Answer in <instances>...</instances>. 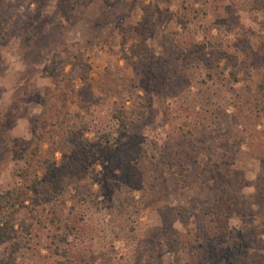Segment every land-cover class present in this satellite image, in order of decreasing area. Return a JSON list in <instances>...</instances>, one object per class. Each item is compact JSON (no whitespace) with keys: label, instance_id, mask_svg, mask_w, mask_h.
Here are the masks:
<instances>
[{"label":"rangeland","instance_id":"1","mask_svg":"<svg viewBox=\"0 0 264 264\" xmlns=\"http://www.w3.org/2000/svg\"><path fill=\"white\" fill-rule=\"evenodd\" d=\"M15 1L8 0L13 4L5 11L10 37L0 44V192L24 190L25 180L56 172L62 158L80 162L94 182L91 190H71L75 198L66 202L59 223L49 210V191L39 186L34 203L43 218L31 235L37 264H56L61 248L67 249L70 264H175L160 230L171 227L182 241L193 237L188 228H194L195 219L188 214L220 194L215 181L195 179L199 169L216 161L246 194L264 184V116L247 131L234 120V106L218 99L225 96L252 111L261 95L264 0L256 6L253 0H33L29 8ZM65 2L70 18L49 20ZM179 19L190 22L195 44L203 43L208 26L213 28L209 39L221 36L227 55L219 64L225 79L236 74V83L222 86L204 78L198 73L202 64L193 67L194 60L204 59L193 49L184 76L171 74L177 66L169 64V53L175 50L181 66L189 54L173 42L181 31ZM162 58L168 63L157 77L180 80L151 91L149 79L161 80L153 72ZM51 68L54 73L48 75ZM183 77L191 80L190 92L216 94L210 106L189 96ZM147 94L151 119H137L133 113L126 127L108 120L123 99L143 110ZM66 107L80 109L77 129L83 121L95 123L96 131H85L83 141L75 140L82 143L78 150L59 140L63 133L57 119ZM50 147L57 148L53 158L47 154ZM181 149L197 160L198 171L179 157ZM230 151L235 155L228 161ZM64 220L77 232L59 243L55 235ZM214 225L209 221L206 231ZM229 225L239 230L241 222L234 217Z\"/></svg>","mask_w":264,"mask_h":264},{"label":"trees","instance_id":"2","mask_svg":"<svg viewBox=\"0 0 264 264\" xmlns=\"http://www.w3.org/2000/svg\"><path fill=\"white\" fill-rule=\"evenodd\" d=\"M32 1L33 0H16L15 2L16 6L29 8ZM253 2L255 6L259 3L258 0H253ZM261 3H263V0ZM12 4H10L8 0H0V44L7 41L10 37L5 11L11 8ZM65 4L66 2L49 17V20H54L56 22H60L62 19L68 20L71 15V10H66L64 8ZM260 8H262L261 4L255 9ZM198 9L199 8L194 10V16L197 18V22L200 21L198 12L200 9ZM201 13V18L206 17L205 12ZM179 23L181 24V31L173 37V42L175 45L183 48L184 51L189 52L193 49V52H199L200 55H202L204 62L194 60L193 63V67L196 69L202 64V71L198 73H201L204 78L210 81L221 82L222 86L225 85V83H236L238 79L233 72L229 74L231 77L230 80L224 77L225 68L219 64V60L226 56L227 53L223 51L224 48L221 43V36H216L213 39L211 37L210 39L208 38L213 29L212 26H208L204 30L205 32L202 37L205 42L203 41L201 44H195V34L191 32L190 22L179 19ZM216 29L220 32L221 28L217 27ZM227 30L228 28H225V31ZM172 52L173 54L169 53L170 57H172V60L169 61L173 62L169 64L177 67L173 69L171 74L179 72L184 76L183 66L191 60L190 52L185 55V63H183L182 66V63L178 65V62H176L180 56L176 55L175 50ZM182 53L184 52H180L181 55ZM166 63H168L166 59L162 58L155 64L153 72L154 78L161 79L157 76L162 74ZM47 73L48 75H52L54 71L51 68ZM177 80L180 79L174 77L169 78V80L167 78L168 82L161 79L156 83L155 80L149 79V83H153L151 91L160 92L162 90L161 87H166V85L170 86L176 83ZM182 81L184 82V87H186L189 96L193 99L201 97V99H204L203 105L210 106V100L213 99L216 94L190 92L189 89L192 86L191 80L183 77ZM259 90L261 91V95L255 98L256 102L252 107V111L247 108L243 110L238 103H235L234 100L230 98H225V96L219 95L220 98H218L220 101L230 103L234 106V120L242 123L244 129L247 131L248 129L254 130L257 125L256 123L259 121L258 119L264 116V83L259 84ZM167 96H169V94H167ZM189 96H185L184 99L186 102L189 100ZM146 98L148 101L144 108H142L143 110L132 108L123 99L120 107L111 111L108 120L121 127H126L127 121L133 113L137 119H151L153 111L151 109L152 105L148 94ZM243 102L245 103V101ZM42 103L44 104V100H42ZM192 105L195 107L196 104ZM79 114V108L68 109L66 107L61 119H57L62 126L63 133L59 140H61L63 144L69 146V148L71 143L72 150L76 148V150H78L80 148L82 143L78 144L75 140L78 139L83 141L85 131H96L95 123L92 125L84 121L77 129L78 124H76V121L81 119ZM215 117L216 116H214V119H216ZM252 117L254 120H252ZM74 118L75 121L73 120ZM116 128L117 127H114V129ZM77 132H80V135H78ZM110 132L111 131H109L108 134ZM225 137L226 139L229 138L227 136ZM56 151L57 148L50 147L47 149V154H49V157L53 158ZM234 155L235 153L230 151L226 156L227 160L231 161ZM179 157L192 165L195 171H198V166L196 165L197 160L191 159V155L187 156L186 150L181 149ZM140 158H142V156H140ZM43 160H48L45 155H43ZM210 161H213V159H210ZM148 163L152 164L150 159ZM58 165L57 171H47L44 174V179H39L37 176L33 175L32 178L25 180L26 185L24 190H6L0 192V245H2V249L0 250V264H37L32 252L31 235L34 224L42 223L43 218V214L37 213L34 203L36 198L35 195L39 192L40 185H42L43 189L49 191L51 195L49 199L51 203L49 210L57 223L62 221V211L66 207V202L75 198L74 194H71V190L77 187H83L87 190L92 189V183H94L93 177L81 166L80 162L73 158H62ZM216 166L219 167L216 161L214 162V166L208 167L204 165L199 169L201 172H198L197 176H194L196 180H201V182L204 183L209 179L215 181L219 187L220 194L214 201L209 202L206 206H201L196 213L188 214V217L193 216L195 219L194 228H188L189 233L191 230H194L193 237L189 235L187 240L182 241L177 237L179 233L175 232L171 227L160 230L161 233L165 235L166 243L170 250L173 251L174 262L175 264H264V184H256L254 186V193L246 194L241 190L240 181L230 176L228 170H219ZM144 167L145 166H142V168ZM162 182L163 185H165L164 178ZM26 201L27 204L25 203ZM177 211L180 215L184 212L181 207H179ZM60 216H62V218ZM234 217L241 222L239 230L229 225V220ZM209 221L212 222V225H215L211 226L210 229L206 231ZM52 222L54 221L52 220ZM255 223L257 226H253ZM55 228L56 230L60 229V225ZM73 232H77L76 228L65 221L61 227V233L55 235L57 242L66 243L69 236L74 237ZM54 249L55 252L58 253L57 244ZM59 254L62 256V259L57 260L56 264H70L71 261L67 259L66 248H61Z\"/></svg>","mask_w":264,"mask_h":264}]
</instances>
